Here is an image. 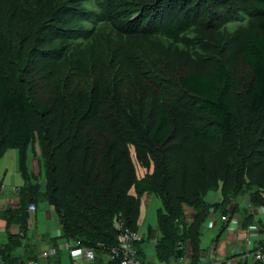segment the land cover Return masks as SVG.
I'll return each instance as SVG.
<instances>
[{"label":"trees","instance_id":"16d2710c","mask_svg":"<svg viewBox=\"0 0 264 264\" xmlns=\"http://www.w3.org/2000/svg\"><path fill=\"white\" fill-rule=\"evenodd\" d=\"M13 149L24 185L0 215L3 264L39 262L16 256L32 204L98 254L138 232L148 193L158 260L199 264L216 213L264 208V0H0V161Z\"/></svg>","mask_w":264,"mask_h":264},{"label":"crops","instance_id":"0c3cea01","mask_svg":"<svg viewBox=\"0 0 264 264\" xmlns=\"http://www.w3.org/2000/svg\"><path fill=\"white\" fill-rule=\"evenodd\" d=\"M29 167L32 168V165H29ZM19 187L21 186L14 185L10 186L9 189H5L3 186L0 196V205H3V207H16L17 201L19 200ZM44 190L41 191L44 192ZM216 199L217 200L212 203L221 201V193L220 198ZM231 208L233 210V205ZM231 208L228 211L229 221H221L220 214L216 213L214 216L217 217V220L210 219L205 224L204 235L205 232H208L207 235H209V237L206 240L205 236L202 238V253L200 255L199 264H256L258 262L255 258V254L264 246V229L259 223L260 221L264 223V208L250 209V212H254L249 213L252 215L251 222H249L243 214H238V212L232 214V211H230ZM242 208L248 209L246 201H244L243 206H240V209ZM52 211H54L53 208L44 201H41L37 205L35 211H30L26 237L23 240V246L16 250V256H24L29 259V254H35L38 256L40 263L38 261L36 262L39 264H88L84 257V248L82 246H77L76 243L65 238L61 225L59 228L51 225L46 232H44L43 229H41V231L38 230L37 224L43 218L44 221L48 223L53 221ZM40 212L44 214L42 217H40ZM142 216L141 209L139 227L143 226ZM149 229L151 228H148L144 235L142 234V238L140 237L141 239L136 247L139 252V259L146 264H162L156 256V246L160 234L156 229L152 238H149ZM9 232L12 235H16L19 232V226H11ZM203 241L205 245H203ZM7 243V222L0 217V247H3V245ZM50 249L55 250V253L49 258H45L44 252ZM150 251L152 252L151 255ZM32 262L33 260H29L27 264H32ZM0 264H3L1 260ZM94 264L113 263L107 253L100 252L98 254L95 253ZM173 264H191L190 250L187 252L185 258Z\"/></svg>","mask_w":264,"mask_h":264},{"label":"rangeland","instance_id":"374dc122","mask_svg":"<svg viewBox=\"0 0 264 264\" xmlns=\"http://www.w3.org/2000/svg\"><path fill=\"white\" fill-rule=\"evenodd\" d=\"M91 6V5H89ZM95 6V5H94ZM94 6H91V8H94ZM170 60L175 61L177 59L176 54H170L169 55ZM30 156L28 159V165H32V168H30L32 178L35 183H39L41 186V189H45V178H44V170L43 166L40 165V156H36L34 152L29 149ZM30 162V163H29ZM18 150H9L4 157L0 161V182L3 183V186L5 189H9L10 186H22L24 185V181L19 173L18 169ZM34 163V165H33ZM139 176L142 177L146 174V170L143 168H139L138 170ZM220 193L221 191H211L208 193L206 199L209 202H213L217 200L216 198H220ZM244 201L246 199L240 198L239 202L240 205H244ZM42 205V204H41ZM232 206V205H231ZM162 208V202L159 198L154 196L153 194L148 193L142 198V219H143V226L138 228V236L141 237L142 234L147 232L148 228H151L153 231H156L157 229V216H158V211ZM232 211V208L231 210ZM191 211H189L190 213ZM249 213H254L250 212ZM53 214V221L51 222H46L44 221V218L39 221L37 224L38 230L41 231V229L44 230V232L49 230V227L51 225L55 226L56 228L60 227L59 220L57 214L52 211ZM238 214H242V211L240 209ZM44 214L43 212H40V217H42ZM135 233V232H134ZM208 232H205V240L208 239L209 235H207ZM142 238V237H141ZM140 238V239H141ZM203 245L204 241H203ZM152 252L150 251V255Z\"/></svg>","mask_w":264,"mask_h":264},{"label":"built area","instance_id":"2783aa9c","mask_svg":"<svg viewBox=\"0 0 264 264\" xmlns=\"http://www.w3.org/2000/svg\"><path fill=\"white\" fill-rule=\"evenodd\" d=\"M10 207V206H9ZM8 206L3 207L0 205V213L6 210ZM36 205L32 204L29 207V211H35ZM226 221V218H222ZM119 229L122 228V225L117 224ZM140 241V237L137 233L131 231H124L119 236V245L112 248L107 254L110 257V260L113 264H144L137 256L136 243ZM77 246H81L80 242H76ZM84 248V247H83ZM55 253V250L50 249L49 251L44 252V257L49 258ZM84 257L87 260L88 264L95 263V252L91 249L84 248ZM255 258L258 262H263L264 264V253L259 250L255 254ZM39 264V263H36Z\"/></svg>","mask_w":264,"mask_h":264}]
</instances>
